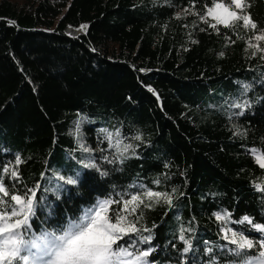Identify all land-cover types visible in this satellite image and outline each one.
<instances>
[{
  "label": "trees",
  "instance_id": "16d2710c",
  "mask_svg": "<svg viewBox=\"0 0 264 264\" xmlns=\"http://www.w3.org/2000/svg\"><path fill=\"white\" fill-rule=\"evenodd\" d=\"M205 3L0 0V169L19 174L0 178L36 190L25 240L146 189L172 202L145 198L128 217L140 231L121 243L152 249L141 264H236L225 229L264 240L253 227L264 225V169L250 151L264 153V0H245L255 29L210 27L193 14ZM101 129L132 148L119 156ZM93 158L100 171L83 167ZM77 173L76 185L59 179ZM245 216L253 224L236 223Z\"/></svg>",
  "mask_w": 264,
  "mask_h": 264
},
{
  "label": "snow or ice",
  "instance_id": "6c2138e0",
  "mask_svg": "<svg viewBox=\"0 0 264 264\" xmlns=\"http://www.w3.org/2000/svg\"><path fill=\"white\" fill-rule=\"evenodd\" d=\"M192 7L195 8V0H193ZM245 7V0H211V4L203 5V13L193 14L199 15L205 23H209V19L214 21L209 24L213 28H216L217 25L233 27L237 22H242L241 26L255 29L257 25L251 16L245 13ZM81 27L86 28L87 26L82 25ZM254 39L264 40V33L255 36ZM234 106L243 107L241 104ZM101 132L104 133V139L108 140V147L115 148L119 156H123L128 149L132 148L131 144H123L120 139L113 143V134L107 129H101ZM115 135L120 137L119 130ZM140 138V136L135 137L136 140ZM81 148L85 152L93 151L84 145H81ZM250 151L259 167L264 169V155L259 154L256 149ZM103 159L107 160L108 158L105 156ZM108 162L112 163L113 161L108 160ZM122 162L123 160H121ZM20 163V157L17 155L16 164ZM81 163L84 168H96L97 171H100L94 158L92 162L83 163L81 161ZM0 172L13 179L19 178L18 170L11 166H4ZM101 174L107 175L106 172ZM59 179L65 184L76 185L79 173L75 178L60 176ZM257 187L264 191V188L259 185ZM10 188H14V186H6V182L0 178V264H16V262L19 264H141L143 259L151 254L152 249L140 251L135 239L130 240L127 244L121 243L125 237L134 236L140 231L136 227V223L129 220L128 217L136 215V209L144 204L145 198L156 202L162 199L168 204L172 202L168 193L152 189L133 194L128 199H105L86 209L78 220H69L63 229L43 233L39 238L28 241L25 240L24 233L31 229L29 218L33 214L34 201L37 199L36 190L27 189L24 192H19L10 191ZM113 205H120V207L113 208ZM145 206H150V204ZM215 215L218 220L225 219V216L218 213ZM244 222L253 224L247 216L236 223ZM253 227L258 232L264 233V225L253 224ZM144 231H148V229H144ZM228 233L231 235L229 236ZM179 238L187 245L183 249V252L187 253L191 248L190 241L185 240L183 234ZM223 239L236 246L234 249H230L238 257L236 264H264V250L260 251L255 258H247L244 255L246 249H253L257 244L261 249H264V240L254 244L253 240L247 238L243 233L238 234L232 229H225ZM150 241L151 236H147L139 242L147 244ZM207 251L211 252L212 249L209 248Z\"/></svg>",
  "mask_w": 264,
  "mask_h": 264
},
{
  "label": "water",
  "instance_id": "95a60500",
  "mask_svg": "<svg viewBox=\"0 0 264 264\" xmlns=\"http://www.w3.org/2000/svg\"><path fill=\"white\" fill-rule=\"evenodd\" d=\"M70 29H72V30H74L75 31V33L74 34H71L69 31H70ZM87 27L86 28H79V29H75V28H73V27H69V28H67V34L68 35H70L71 37H77V36H79V35H81V34H84V33H86L87 32Z\"/></svg>",
  "mask_w": 264,
  "mask_h": 264
},
{
  "label": "rangeland",
  "instance_id": "374dc122",
  "mask_svg": "<svg viewBox=\"0 0 264 264\" xmlns=\"http://www.w3.org/2000/svg\"><path fill=\"white\" fill-rule=\"evenodd\" d=\"M254 149H256L259 154L264 155V153L259 148H254Z\"/></svg>",
  "mask_w": 264,
  "mask_h": 264
},
{
  "label": "bare ground",
  "instance_id": "6f19581e",
  "mask_svg": "<svg viewBox=\"0 0 264 264\" xmlns=\"http://www.w3.org/2000/svg\"><path fill=\"white\" fill-rule=\"evenodd\" d=\"M71 34H74L75 33V31L74 30H72V29H70V31H69Z\"/></svg>",
  "mask_w": 264,
  "mask_h": 264
},
{
  "label": "clouds",
  "instance_id": "9594fccd",
  "mask_svg": "<svg viewBox=\"0 0 264 264\" xmlns=\"http://www.w3.org/2000/svg\"><path fill=\"white\" fill-rule=\"evenodd\" d=\"M69 28V27H68Z\"/></svg>",
  "mask_w": 264,
  "mask_h": 264
}]
</instances>
